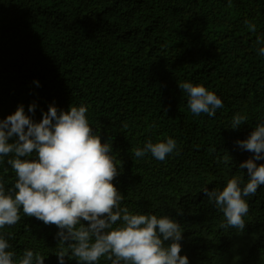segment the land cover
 <instances>
[{"label":"trees","instance_id":"trees-1","mask_svg":"<svg viewBox=\"0 0 264 264\" xmlns=\"http://www.w3.org/2000/svg\"><path fill=\"white\" fill-rule=\"evenodd\" d=\"M262 36L264 0H0V120L21 104L36 122L53 104L88 105L90 124L122 161L114 180L122 207L178 220L189 264H264V185L248 198L243 232L220 227L223 215L202 191L247 176L239 166L253 153L236 142L264 121ZM183 81L204 84L223 107L195 116ZM237 112L248 120L232 129ZM169 136L179 154L134 157V148ZM8 158L0 159L6 188L16 179ZM58 231L23 215L0 229L12 234L17 258L32 249L44 264H60Z\"/></svg>","mask_w":264,"mask_h":264},{"label":"clouds","instance_id":"clouds-1","mask_svg":"<svg viewBox=\"0 0 264 264\" xmlns=\"http://www.w3.org/2000/svg\"><path fill=\"white\" fill-rule=\"evenodd\" d=\"M245 25L256 32L255 23L245 20ZM256 43L264 44V36ZM258 53L264 56V47ZM178 86L197 117L202 113L215 116L223 107L222 98L202 83L183 81ZM35 107V103L30 105L29 112ZM88 112L84 103L72 104L65 111L53 104L36 122L21 104L0 120V159L10 157L7 164L16 177L10 188L0 178V229L16 225L22 215L55 225L60 264H65V257L75 258L78 264H98L102 258L111 264H189V257L181 255L184 229L178 220L122 207L124 196L114 183L122 161L113 153L112 144L103 142L94 130ZM247 120V115L237 112L231 128ZM13 137L14 142H9ZM236 143L253 153L239 166L247 169V176L239 172L222 189L205 187L202 191L222 213L220 227L243 232L250 210L248 198L264 185V163L257 164L264 160V121L256 124L247 139ZM133 153L136 158L151 154L165 161L170 154H179V149L177 140L169 136L155 143L149 139ZM11 238V233H0V264H44L45 255L32 249L17 258L10 250Z\"/></svg>","mask_w":264,"mask_h":264}]
</instances>
